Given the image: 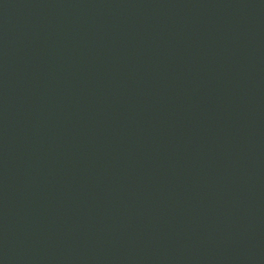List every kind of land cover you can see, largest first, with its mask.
Instances as JSON below:
<instances>
[{
	"label": "water",
	"instance_id": "1",
	"mask_svg": "<svg viewBox=\"0 0 264 264\" xmlns=\"http://www.w3.org/2000/svg\"><path fill=\"white\" fill-rule=\"evenodd\" d=\"M0 264H264V0H0Z\"/></svg>",
	"mask_w": 264,
	"mask_h": 264
}]
</instances>
